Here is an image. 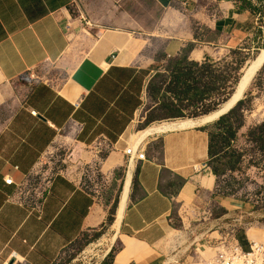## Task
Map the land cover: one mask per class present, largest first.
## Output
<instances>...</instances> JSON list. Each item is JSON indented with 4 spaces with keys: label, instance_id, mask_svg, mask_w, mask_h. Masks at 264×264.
I'll list each match as a JSON object with an SVG mask.
<instances>
[{
    "label": "crops",
    "instance_id": "obj_1",
    "mask_svg": "<svg viewBox=\"0 0 264 264\" xmlns=\"http://www.w3.org/2000/svg\"><path fill=\"white\" fill-rule=\"evenodd\" d=\"M214 1L199 37L182 26L175 0H0V264H53L106 223L116 197L111 264H161L176 205L241 207L218 193L211 124L144 125L157 66L193 44L188 60L208 58L221 73L218 62L242 47L252 14ZM57 144L65 157L43 160ZM131 146L146 160L129 166Z\"/></svg>",
    "mask_w": 264,
    "mask_h": 264
},
{
    "label": "rangeland",
    "instance_id": "obj_2",
    "mask_svg": "<svg viewBox=\"0 0 264 264\" xmlns=\"http://www.w3.org/2000/svg\"><path fill=\"white\" fill-rule=\"evenodd\" d=\"M213 2L215 1L175 0L172 7L179 13L182 26L192 29L200 37L204 35L203 25L200 23L202 21L201 13L211 7ZM145 4L150 10L151 3L147 1ZM145 4L142 0V5L145 6ZM253 4L257 6V13L251 16L248 23L249 32L242 43V48L246 47L243 54L247 58L242 70L264 50V0L262 2L253 0ZM205 35L208 38L211 37L210 34ZM222 94L220 90L215 92L217 99H221ZM263 94L264 64L254 76L243 97L244 106L249 105L250 110L245 112V126L238 133L234 144V148L242 153L240 163L235 171L219 176L217 183L219 192L226 194L224 197L227 201L241 207L228 206L229 211H225L215 203L212 205L202 204L197 206L199 208L176 205L172 223L175 231L171 238L173 243L171 252L167 254L161 264H195L199 256H212L214 246L220 238L226 236L238 238L244 243V246L248 245L251 239H257V242L264 241V149H260L257 142H252L248 138L249 130L264 122ZM200 110L202 109L200 108ZM191 113H193L192 109H186L183 117L164 118L157 121L199 120L205 116L191 117ZM158 115L162 116L160 113ZM213 122L205 124L210 125ZM66 152L67 149L63 145L57 144L55 149L49 152L43 160H61L62 157H65ZM39 179L37 183H42L45 176L41 175ZM116 199L118 200V197ZM115 224L114 221L112 225L115 226ZM114 226H112L113 231ZM105 231L103 236L96 239L92 236L81 237L69 244L53 264L104 263L112 250L115 255L119 249V244L111 241L109 230Z\"/></svg>",
    "mask_w": 264,
    "mask_h": 264
},
{
    "label": "trees",
    "instance_id": "obj_3",
    "mask_svg": "<svg viewBox=\"0 0 264 264\" xmlns=\"http://www.w3.org/2000/svg\"><path fill=\"white\" fill-rule=\"evenodd\" d=\"M233 1L241 8L247 9L252 15L257 13V6L253 4V0ZM193 47V44H188L178 58L167 60L165 64L157 66L161 70L154 75L147 88L148 97L154 103V108L147 114L144 125L164 118L183 117L186 109L193 110L191 117L211 116L230 101L228 99L247 60L243 54L246 47L230 50L229 54L218 62L223 69L221 73L213 68L214 65L210 63L212 60L208 58L201 64L189 61L188 54ZM219 90L223 93L221 99L215 96V92ZM244 104L245 100L239 101L232 110L216 118L217 120L214 119L216 121L207 127L208 164L217 178V183L219 176L235 171L240 163L242 153L234 148V144L238 133L245 126V112L250 110V106H244ZM219 105L221 106L218 108ZM159 113L162 116L158 115ZM248 138L252 142H257L260 149H264V122L251 128ZM218 193L226 196L219 190ZM116 203L117 200L110 210L106 223L92 234L94 239L100 237L111 224ZM82 237L88 238L89 235L85 234ZM237 240L242 247H247L241 240L238 238ZM114 253L112 250L102 264H111Z\"/></svg>",
    "mask_w": 264,
    "mask_h": 264
},
{
    "label": "built area",
    "instance_id": "obj_4",
    "mask_svg": "<svg viewBox=\"0 0 264 264\" xmlns=\"http://www.w3.org/2000/svg\"><path fill=\"white\" fill-rule=\"evenodd\" d=\"M77 9V8H76ZM79 18L86 23L84 16L77 9ZM264 98V94H263ZM127 155V163L132 164L134 161L142 162L146 160L145 154L135 147H128L125 150ZM6 185L13 184L11 178H5ZM22 195V194H20ZM212 256H199L195 264H264V241L257 242L250 240L247 247H242L237 238H220L214 246Z\"/></svg>",
    "mask_w": 264,
    "mask_h": 264
},
{
    "label": "bare ground",
    "instance_id": "obj_5",
    "mask_svg": "<svg viewBox=\"0 0 264 264\" xmlns=\"http://www.w3.org/2000/svg\"><path fill=\"white\" fill-rule=\"evenodd\" d=\"M264 64V50L260 53L259 56L255 57L253 60H251L247 66L244 68L242 75H241V82L239 84H237L236 90L233 93V96L231 98H229L228 100H230L221 110H219L217 113L211 115V116H207V117H203L200 118L197 122L200 124H204L207 122H211L214 119L218 118V116L222 113H224L227 109H229L240 97H242L243 94H245V92L247 91V89L249 88L254 76L256 75V73L258 72V70L262 67V65ZM194 120V119H193ZM191 119H186V120H177V121H173V122H164L160 129L164 130L166 128L169 127H184V126H188V125H194L196 123V121H193ZM197 120V119H196ZM173 124V125H169V124ZM195 127V126H194ZM189 128V127H188ZM155 129V128H154ZM156 130V129H155ZM150 132V131H149ZM152 134V133H151ZM154 134V133H153ZM157 134V133H156ZM148 136V135H147ZM143 138V136H142ZM141 139L138 137V140ZM130 166V165H129ZM128 171V170H127ZM131 177V176H130ZM126 180V179H125ZM128 187H129V182L126 183L125 188H124V194L121 200V204L119 207V211H118V222H120V219L122 217V213L123 210L125 208L126 202H127V195H128ZM115 227V226H114ZM116 227L113 231V235H111V241L114 240V238H116V231H117ZM107 235V234H106ZM253 241H257V239H251ZM101 241V240H98ZM104 242V241H103ZM97 245V244H96ZM105 246V245H104ZM98 248V247H97ZM106 249V248H105ZM96 250V249H94ZM88 251V250H87ZM100 251V250H99ZM103 251V250H102ZM89 252V251H88ZM94 253V252H93ZM98 253V252H97ZM107 253V252H106ZM92 255V254H91ZM99 255V253H98Z\"/></svg>",
    "mask_w": 264,
    "mask_h": 264
},
{
    "label": "water",
    "instance_id": "obj_6",
    "mask_svg": "<svg viewBox=\"0 0 264 264\" xmlns=\"http://www.w3.org/2000/svg\"><path fill=\"white\" fill-rule=\"evenodd\" d=\"M243 71V70H242ZM241 82V78L239 79V81H238V83L237 84H239ZM236 87H237V85H236ZM236 87H235V89H234V91L236 90ZM234 91H233V93H234ZM233 93L230 95V97L229 98H231L232 96H233ZM243 97H244V94L242 95V97H240L229 109H227L224 113H222V114H220L219 116H218V118L219 117H221L222 115H225V114H227L230 110H232L237 104H238V102L239 101H241V100H243ZM217 118V119H218ZM216 119V120H217Z\"/></svg>",
    "mask_w": 264,
    "mask_h": 264
}]
</instances>
